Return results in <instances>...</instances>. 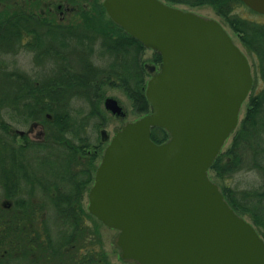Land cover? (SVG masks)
<instances>
[{"label":"water","instance_id":"water-1","mask_svg":"<svg viewBox=\"0 0 264 264\" xmlns=\"http://www.w3.org/2000/svg\"><path fill=\"white\" fill-rule=\"evenodd\" d=\"M241 1L264 15V0ZM102 5L161 62L146 82L149 113L115 129L104 148L88 210L138 264H264L262 236L209 177L253 85L246 54L219 21L161 0ZM105 107L122 113L114 98ZM152 127L169 139L154 142Z\"/></svg>","mask_w":264,"mask_h":264},{"label":"trees","instance_id":"trees-1","mask_svg":"<svg viewBox=\"0 0 264 264\" xmlns=\"http://www.w3.org/2000/svg\"><path fill=\"white\" fill-rule=\"evenodd\" d=\"M26 1L29 3L26 8L11 5L14 8L8 10L7 7L10 6L6 0H0L3 5L0 10V18L3 20L56 18L48 9L52 7H45L44 4L43 11L45 12H37V8L42 7V3L39 0ZM168 1L185 3L189 6H211L214 12L238 36L240 43L252 60L253 86L246 99L244 115L231 134L229 146L219 152L209 172L213 173L228 204L239 215L248 217L264 240V22L261 23L241 14L237 10L240 5L244 6L241 0ZM102 2L103 0H58L62 6L67 5L71 8L69 13L78 17L71 20H79L78 22L67 25L49 24L48 27L42 23L33 24L35 27H33L32 34L36 38L35 42H42V35L47 36L50 43L59 41L61 36H80L81 69L77 80L80 84L79 94L83 103L80 108L76 109L74 115L67 107L51 103L52 95L59 93L53 90V84L60 83L57 60L51 55L47 62L53 66V69L46 70V77H34V82L40 81L48 85L28 91L31 95L29 98L31 105L23 107L25 109L23 117L28 115L32 120L41 118V123L47 126V130L56 133L52 138H49V144L42 145L25 139L23 144L18 145L19 148H26L28 151L31 148L42 146L62 147L63 145L59 143L62 138L57 133L64 131L74 133L76 130L77 133L78 131L81 133L74 136L78 143L66 145L74 146V148L79 147L82 150L95 147L99 154L103 148L102 145L100 147L102 142L100 138L98 141H93L88 135L87 127L91 126L94 131H99L100 127L105 124V117L99 102L103 99L107 88H120L124 92L131 101L136 118L149 113L150 103L145 95L146 77L149 76V73L142 60L145 47L109 18ZM52 4L54 2L50 3V5ZM250 11L252 10L250 9ZM44 13H48L49 17ZM45 27L48 28V31L42 33L41 28ZM75 27L76 31H74ZM152 53L151 61L155 65L159 64L161 61L159 53L156 51ZM102 57L105 58L102 59ZM51 72L54 75H51ZM73 76L75 77V75ZM47 91L52 94L45 97L49 100L44 98ZM45 113H48L50 117L47 118ZM150 137L154 142L162 143L169 139V133L164 128L152 127ZM52 140L55 144H51ZM3 148L0 155V183L2 197L6 201L3 200L4 202L0 203V264H15V252L19 253L18 258L24 263L31 247L35 249L40 247L41 252L47 249L39 244H31L28 235L30 221L32 220L34 225L38 226L43 221V213L52 211L53 214L50 213L54 217V221L59 224L61 221L66 223L68 220L71 221L68 218L71 215L69 212L75 211L76 203L71 201H32L31 196L35 197L38 194L41 196L63 195V193L56 191V187L43 184L41 180L37 179L34 172L15 167L17 164L29 163L24 158L29 155L27 151L13 152L11 146L4 143ZM82 150L81 155L85 154V151ZM34 153L31 152L30 155H35ZM50 155L54 156L53 152ZM94 155L96 154L89 156L88 160H83L92 164V170L96 166ZM61 161L54 159L48 162L59 163ZM71 161L79 162L78 154ZM38 162L43 161L39 160ZM250 170H255L259 175L260 182L257 186L239 188L226 183V180L231 179L235 174ZM69 191L74 193L73 189ZM55 212L59 213V216H55ZM64 213L66 217L62 216ZM50 216L46 215L43 226ZM97 242L98 259L100 260L102 248L99 239ZM63 252L61 251V253Z\"/></svg>","mask_w":264,"mask_h":264},{"label":"flooded vegetation","instance_id":"flooded-vegetation-1","mask_svg":"<svg viewBox=\"0 0 264 264\" xmlns=\"http://www.w3.org/2000/svg\"><path fill=\"white\" fill-rule=\"evenodd\" d=\"M163 2L167 3L170 1L163 0ZM48 9L51 12L54 9L58 13V18L0 20V79L2 77L7 78L4 84L0 83V155L4 149L3 143L10 145L13 152L19 150L27 151L26 148L18 147V145L24 143L25 139L42 145L49 144V138H52L56 133L48 131L47 126L41 123V118L32 120L26 114V117H23L25 113L23 107L31 105L29 100L31 95L28 91L34 88H44L48 85L40 81L34 82V77H46V70L40 68V64L45 57L48 59L52 55L57 60L60 83L53 84V90L59 93L52 95L47 91L44 94V98L52 95L54 101L52 100L51 103L67 107L73 115L83 103L79 94L80 84L77 80L81 69L79 58L82 46L80 44V36H61L59 41L50 43L48 42V37L44 35L41 36L42 42H35L36 38L32 34L34 30L33 24L35 23H42V25L48 27L49 24H75L79 20L72 21L70 18L65 17L71 12V8L67 5L58 4L55 8ZM48 15V13L45 14V16ZM52 15L55 14L53 13ZM46 27L43 30L48 31ZM76 29L75 27L74 31ZM6 56H8L7 59ZM28 56H32L33 62L31 61V63H35L31 69L30 62L21 61L22 57L24 59ZM159 64L147 65L144 63L146 71L150 72L149 77L158 71ZM25 67H28V73L24 72L26 70ZM51 75L54 74L52 73ZM45 116L47 118L50 117L48 113H45ZM18 126H27V128L19 129ZM115 129L119 128H114L113 130L115 131ZM102 131L103 134L101 133L100 140L101 142H106V146L110 138H108L105 130ZM78 133L76 130H74V133L71 131L58 132L57 134L62 138L59 141L63 145H61L62 147L42 146L40 148H31L27 153L30 155L31 152H35V155L24 157L29 163L25 162L15 166L16 168H25L34 172V175L43 184L56 187V191L63 193V195L48 194L41 196L38 194L35 197L31 196L32 201H71L76 203L75 211L69 212L71 215L68 218L71 221L68 220L66 223L61 221V224H59L54 221L52 211H50L52 214L50 212L43 213V221L38 226H35L31 220L28 228L31 244H39L47 249L41 252L40 247L36 249L31 247V251L24 263L19 260V253L15 252V264H19L18 262H21L20 264H112L109 253L103 247L102 235L99 233L100 226L105 225L88 210V193L94 182L95 171L105 146L98 154L95 147H88L82 150L79 147L74 148V146L66 145L69 143L76 145L78 142L74 136ZM51 144H55L54 140L51 141ZM81 150L85 151V154L81 155ZM51 152H53L54 156L50 155ZM76 154H78V160L80 161H71ZM93 154H96L94 155L96 166L92 170V164L83 160H88L89 156ZM54 159L62 161L59 163L48 162ZM39 160L43 162H38ZM70 189H73L74 193L70 192ZM3 200L6 201L2 197L0 183V203ZM69 213L67 214L69 215ZM46 215H51L52 217L50 216L45 226H43ZM54 215L59 216V213L55 212ZM62 216L66 217L65 213ZM98 239L102 248V258L100 260L98 259ZM70 250L72 252H69ZM61 251L64 252L61 253ZM120 258L126 261V259L121 257V251Z\"/></svg>","mask_w":264,"mask_h":264},{"label":"rangeland","instance_id":"rangeland-1","mask_svg":"<svg viewBox=\"0 0 264 264\" xmlns=\"http://www.w3.org/2000/svg\"><path fill=\"white\" fill-rule=\"evenodd\" d=\"M39 1L42 3L41 4L42 7L37 8V12L44 10V4H45V7L50 6L52 8H55L56 5L59 4L58 0H39ZM51 2H54V4L50 5ZM6 3L10 6V7H7L8 10H11L12 8H14L11 5H14V6L19 7V8L20 7L26 8L27 7L26 5H29V3H27L26 0H6ZM167 4L179 7L183 10L193 11L196 14L203 16L205 18H213V19L219 21L224 26V28L228 31V33L232 37L233 41L246 54V56L249 60L250 66H251V71H252V76H253L252 60H251L250 56L247 54V52L245 51L242 44L240 43L238 36L227 26V24L223 21V19L214 12V10L211 6H209V5L189 6L188 4H185V3H173V2H167ZM1 7H3L2 3H0V10L2 9ZM237 10L241 14H243V15H245V16L253 19V20H257L261 23L264 22V15L263 14H259V13H256L254 11L253 12L250 11V9L246 5H244V6L240 5ZM52 12L55 14L56 18H58V13L55 12L54 9ZM44 15H45V13H44ZM65 17L70 18V19H74L77 16L70 13V14H67ZM1 20H3V19H1ZM33 27H35V25ZM41 30H42V33L46 32V30L45 29L43 30V28H41ZM152 54L153 53H152L151 49H145L144 50L143 55H142V60L145 64H147V65L153 64V62L151 61ZM7 58H8V56H6V59ZM104 58L105 57H102V59H104ZM23 60L27 61L28 63L30 62V69L33 66V64H35V63H33V64L31 63L32 56H28L27 58H24V59L22 57L21 61H23ZM40 68H43V69L48 71V70H51L53 68V66L47 62V57H45V59L40 64ZM25 69L26 70L24 72L28 73L29 72L28 67H25ZM148 78H149V76L146 77V79H148ZM6 80H7L6 77H4V78L2 77L0 79V83L4 84V82ZM107 98H114L118 101L119 104H121L120 106H122V110H123L121 114L115 116V115H112L110 113V110L105 107V100ZM99 106L101 108L103 116L105 117V124L100 127L99 131H94L93 128H91V126L87 127L88 135L91 137V139L93 141H98V139L101 137V131L102 130H105L106 133L108 134V138H111L114 134V132H113L114 128L120 129L126 122L133 121L137 117L133 113L131 101L128 99V97L124 94V92L120 88H107L105 90L103 99L99 102ZM78 108H80V107H78ZM81 108H82V106H81ZM245 109H246V100L244 101V103L242 105V108H241V111L239 114V120L243 117ZM18 128L19 129H26L27 126H21V127L18 126ZM230 140H231V135L227 139V141L225 142V144L222 148L223 150L229 146ZM105 144H106V142H102L100 144V147H101V145H102V147H104ZM209 177L211 178V180L213 182L217 183V185H218V182H217V180H215L212 172H209ZM259 182H260L259 175L256 173L255 170L241 171V172L235 174L231 179L226 180L227 184H229L231 186H237L239 188L257 186L259 184ZM243 217H245L246 219H249L246 216H243ZM99 233H101V235H102L103 247L109 253V258H110L112 264H138L135 261H131V260L124 261L120 258V248L116 244V240H117V236H118L117 231L113 230L112 228H108L106 226H100Z\"/></svg>","mask_w":264,"mask_h":264}]
</instances>
